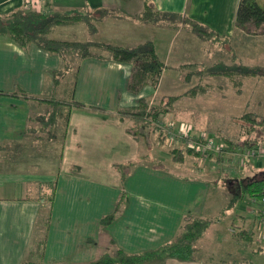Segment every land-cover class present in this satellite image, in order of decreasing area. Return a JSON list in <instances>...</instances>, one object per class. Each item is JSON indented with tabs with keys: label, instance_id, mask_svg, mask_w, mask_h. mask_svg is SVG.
<instances>
[{
	"label": "crops",
	"instance_id": "obj_1",
	"mask_svg": "<svg viewBox=\"0 0 264 264\" xmlns=\"http://www.w3.org/2000/svg\"><path fill=\"white\" fill-rule=\"evenodd\" d=\"M151 1L156 10L179 12L223 36H232L236 28L234 19L239 0ZM51 6L68 12L101 9L108 13L120 10L138 13L144 8L145 0H0V14L17 8ZM150 23L143 24L146 27ZM103 24L101 21L100 25ZM80 25L85 32L87 29L82 24L67 23L56 25L51 34L76 36L71 32ZM159 27L144 31L141 38L132 36V32L123 34L133 42L125 44L147 38L154 41L166 63L160 83L157 86L146 83L138 92H132L127 88L130 63L110 57H84L74 89L75 98L84 106L70 108L58 158L32 155L31 159L36 161L25 171L19 160L10 162L15 163L11 166L1 155L6 148L13 149L20 143L32 126L42 129L44 125L39 119L48 115L52 106L29 100L14 90L22 88L32 95L50 94L51 71L60 67L61 58L35 43L22 47L0 34V264H21L29 257L39 231L37 219L46 204L36 199L38 191L36 195L26 191L38 189L39 182L46 180H56L43 257L46 264L87 263L117 247L127 252L157 247L174 238L187 213L211 220L198 240L197 258L190 261L168 258L153 264H264V224L259 222L257 208L250 207L247 201L238 205L242 213H237L249 225V237L241 233V226L234 234V225L240 221L233 216L227 231L220 230L222 221L218 219L225 214L211 217L215 206L208 204L210 186L206 180L184 177L143 162L128 171L110 166L118 163L112 158H127L136 148L133 140L125 142L120 138L121 134L133 132L132 126L124 125L121 120L135 123L136 118L121 114L119 109L137 107L142 97L153 102L160 93L162 76L172 56L169 45L179 28ZM168 29L177 31L167 34ZM63 129L59 121L58 134ZM263 163L255 160L253 166L260 168ZM108 170L114 174H108ZM123 189L125 203L112 222L103 224L101 218L115 210Z\"/></svg>",
	"mask_w": 264,
	"mask_h": 264
},
{
	"label": "rangeland",
	"instance_id": "obj_2",
	"mask_svg": "<svg viewBox=\"0 0 264 264\" xmlns=\"http://www.w3.org/2000/svg\"><path fill=\"white\" fill-rule=\"evenodd\" d=\"M145 8L146 6L138 13L128 10L110 13L94 10L84 11L88 14L86 18L90 20L94 17L93 19L97 20V31L90 33L87 25L80 23L87 30L83 32L81 25L74 27L71 35L75 34L76 36H70L80 39L113 38L121 43H133L129 39H125L127 37L124 35L125 33L132 32V36L141 38L144 31L151 32L152 29H158L161 25L171 29L179 28L178 31L169 29L166 31L167 34L178 32L174 41L169 45V51L174 57L171 56L168 61L170 64H167L166 71L162 76L163 80L158 97L153 102L146 101L147 110L153 104L159 105L163 110L165 108L170 110L164 114L160 113L156 117L148 116L147 122L139 117L136 118V124L127 123L125 119L121 120L124 125H131L133 132L130 135L128 132L121 134L120 138L125 142L133 140L132 144H135L136 147L135 153L127 156V158H112L118 163L110 164V166L115 167L117 165L120 167V171H128V169L143 162L164 167L184 177L204 179L210 186L208 204L215 206L211 217H220L221 214H225L224 217L218 219L222 221L220 230L225 229L227 231V226L233 216L236 217L237 222L240 221V224L234 225V230L232 229L234 234L239 232V226L243 227L242 230L246 229L247 232L250 227L238 214L242 213V210L238 205L232 206L234 205L231 199L232 189L235 182L253 176L258 171L256 170L257 167L254 168L251 157H246L241 163L237 151L226 150L224 137L232 138L234 141L238 138L240 135L239 115L244 111L250 110L264 115V34H249L235 28L229 39L214 38L213 36L199 37L193 32L194 26L186 24L188 22L180 18L176 20L179 22L176 27L169 26L166 22H170V20L162 18L147 24L145 27L143 23L150 21L147 17L141 16ZM99 18L103 21V26L100 25ZM94 50L104 54L108 53L102 49L95 48ZM187 61L196 63L186 68L177 67L182 62ZM239 61L252 67L257 66L258 69L257 75L245 77L240 92L237 91L230 76L206 72V68L213 63L233 64ZM175 63L177 64L176 68H173L172 64L175 65ZM191 69L198 72L190 77L192 78L190 82H187V72ZM201 70L202 73L198 74ZM72 81L73 78L69 75L67 81L60 84L59 97H68L67 94H63V90L69 88ZM199 81L208 83L209 90L195 96L180 94L187 90L190 85ZM172 94H177L179 97L171 100L168 96ZM61 108L64 111L67 110L66 105H61ZM60 122L64 128V120L60 119ZM181 123L189 124L194 134L205 133L223 150L215 151L209 156H199L187 150L182 151V153L180 151L182 158L175 160L179 153L176 150L173 151V148H183L184 150L187 148L185 136L184 138L178 136L177 140L173 137V133L171 134V130H178L176 128ZM47 136L46 132L42 130L36 129L34 133L28 131L20 143H17L13 149L6 148L5 154H2L1 157L8 163L19 160L23 170H29L33 166V162L36 160L31 159L32 155L47 154L57 159L62 146L63 135L58 134L56 140H51ZM104 159L107 160L106 157ZM9 165L14 166L15 163ZM110 172L114 174L111 170H108L107 173L110 174ZM111 180L113 181V179ZM38 189L34 187L26 192L29 195H36ZM214 210L215 213H213ZM38 227L37 238L42 233L41 226ZM227 233L229 234V232ZM222 234L223 231H221L220 236H223Z\"/></svg>",
	"mask_w": 264,
	"mask_h": 264
},
{
	"label": "trees",
	"instance_id": "obj_3",
	"mask_svg": "<svg viewBox=\"0 0 264 264\" xmlns=\"http://www.w3.org/2000/svg\"><path fill=\"white\" fill-rule=\"evenodd\" d=\"M146 8L141 16L150 19V22L162 18L170 20L166 22L169 26L176 27L179 25L178 18L188 22L199 37L213 36L214 38L229 39L231 36H223L215 32L213 29L203 23L182 15L175 11H161L154 8L151 0H145ZM104 11V10H94ZM85 12L74 11L68 12L55 7L48 9H27L17 8L8 13L0 14V34L5 35L15 41L22 47H28L31 43L55 53L61 58L59 68L51 71L53 77V90L50 94L32 95L27 93L22 88L14 90L15 93L21 94L29 100H37L39 102L49 103L52 106L48 115H43L39 122L44 125L42 129L32 126L29 129L32 133L35 130L46 132L47 137L51 140H56L59 129L60 119L64 120V129L62 131L65 138L66 127L69 122V113L72 106H84V103L79 101L74 96V89L77 84V76L80 69L81 60L84 57L96 56L99 58L110 57L115 60L130 63L131 72L127 82L128 90L138 92L146 83L156 86L160 80L162 71L166 67L164 59L156 50L154 41L151 38L144 39L136 44H125L113 38H71L64 36H55L51 32L56 25L67 23H85L90 33L97 31V20L86 18ZM91 16V15H90ZM101 23V19L99 18ZM236 28L249 34H264V0H239L236 15L234 19ZM189 25V26H190ZM192 28V27H190ZM97 49H102L108 53H101ZM196 62H182L177 67L186 68L194 65ZM198 72V71H197ZM196 70L187 72V82ZM206 72L210 74H223L230 76L237 91L242 90L245 77L258 74L257 66H249L242 62H234L226 64L224 62L213 63L206 68ZM202 73V70L198 73ZM72 76L73 81L69 88L63 90V94L68 97H59L57 87L62 82L67 81V78ZM200 76V75H199ZM202 76V75H201ZM210 88L208 83L202 81L190 85L182 94L195 96L199 93L206 92ZM179 95L172 94L168 96L171 100L178 98ZM145 98L140 99V104L133 108H120L119 112L123 115L139 117L148 121L147 117H156L164 114L169 108H161L157 104H153L147 110ZM61 105H66L67 110L61 108ZM240 135L234 141L232 138L224 137L225 149L236 151L237 149H247L253 146H260L264 142V115H260L254 111L246 110L239 115ZM178 153L182 151L193 152L196 155L202 154L194 149L173 148ZM175 157V160L182 158L181 154ZM214 152H208V156ZM258 173L244 179H240L233 184L232 189V206L239 205L247 201V196L262 197L264 194V166L257 168ZM56 191V180H46L39 182L38 194L36 199L42 200L46 204L45 210L38 216L37 224L41 226V236L36 238L33 246L29 250V257L24 259L21 264H46L43 260L44 249L46 243V233L49 227L52 203ZM126 191L122 190L116 208L113 212L104 215L101 218L103 224L112 222L116 212L125 203ZM211 220L203 215L187 213L184 215L178 232L173 239L167 241L157 247L145 249L139 252H127L122 248H115L112 252H105L90 262L87 263H68V264H153L162 263L168 258H177L179 260L190 261L197 258L198 240L201 238L205 230L210 225ZM246 237V230H241ZM35 245V246H34Z\"/></svg>",
	"mask_w": 264,
	"mask_h": 264
},
{
	"label": "built area",
	"instance_id": "obj_4",
	"mask_svg": "<svg viewBox=\"0 0 264 264\" xmlns=\"http://www.w3.org/2000/svg\"><path fill=\"white\" fill-rule=\"evenodd\" d=\"M176 129L178 130H171L173 137L178 140V136L182 138L185 136L186 147L200 152L202 156H208V152L223 150L213 139H209L205 133L194 134L191 126L187 123H181ZM236 151L240 156L239 159L241 163L246 157H251L252 161L259 160L262 161V163L264 162V142L260 146H253L244 150L239 148ZM247 202L250 207L254 206L257 208L256 214L259 217V222L264 224V194L262 197L248 195Z\"/></svg>",
	"mask_w": 264,
	"mask_h": 264
}]
</instances>
